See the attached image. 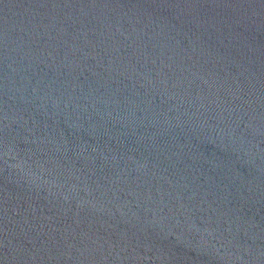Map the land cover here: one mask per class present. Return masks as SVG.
Masks as SVG:
<instances>
[{
	"label": "water",
	"instance_id": "obj_1",
	"mask_svg": "<svg viewBox=\"0 0 264 264\" xmlns=\"http://www.w3.org/2000/svg\"><path fill=\"white\" fill-rule=\"evenodd\" d=\"M0 264H264V0H0Z\"/></svg>",
	"mask_w": 264,
	"mask_h": 264
}]
</instances>
